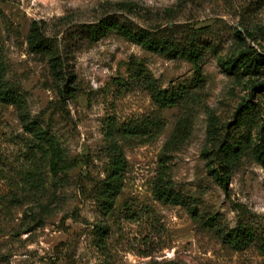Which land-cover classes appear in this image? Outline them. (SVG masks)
I'll use <instances>...</instances> for the list:
<instances>
[{"label":"rangeland","instance_id":"rangeland-1","mask_svg":"<svg viewBox=\"0 0 264 264\" xmlns=\"http://www.w3.org/2000/svg\"><path fill=\"white\" fill-rule=\"evenodd\" d=\"M129 1L146 6L153 24L197 29L205 82L191 105L161 109L136 72L146 68L168 89L193 79L191 62L115 33L86 38L82 24L122 13ZM34 20L61 42L75 73L71 97L60 93L48 59L28 45ZM263 84L264 0H0V90L24 98L33 127L54 136L68 165L54 175L46 144L24 127L16 105L0 98V264H264L260 244L238 250L222 241L242 224L264 242V158L254 152L264 136V91L256 90ZM154 114L164 120L162 134L124 145L125 185L113 211L102 215L96 190L109 162L108 124ZM182 117L186 140L166 147ZM226 140L243 144L229 163L228 189L210 171L224 164ZM34 157L46 184L36 196L12 201L13 181L33 169ZM164 168L188 204L156 197ZM100 223L110 228L105 247Z\"/></svg>","mask_w":264,"mask_h":264},{"label":"trees","instance_id":"trees-1","mask_svg":"<svg viewBox=\"0 0 264 264\" xmlns=\"http://www.w3.org/2000/svg\"><path fill=\"white\" fill-rule=\"evenodd\" d=\"M119 10L124 12L110 13L95 22L82 24L81 27L85 31L86 38L90 42H96L115 33L166 58L180 57L191 62L195 65L193 79L189 83L168 89L162 88L158 80L151 76L146 68L137 66L136 72L137 76L140 77L139 80L143 81L144 88L149 91L153 101L161 109L194 103L205 82L200 67L205 56V47L200 40L197 29L190 28L187 33H183L178 29L183 26L186 27V25H174L172 22H168L170 24L166 26L162 23L153 24L149 20L153 18H149L146 14L148 8L135 1L124 2ZM171 11L172 9L167 10L170 13ZM139 19H142V22ZM27 38L30 49L48 59L53 76L61 81L60 93L62 96L71 97L74 94L73 91L76 90L73 86L76 81L75 73L68 70L67 55H64L62 51L60 40L47 35L37 20L32 22ZM257 89L264 91V84ZM0 98L6 103L15 104L24 127L29 131H35L40 142L46 144V152L50 155L48 160L50 171L57 175L66 170L68 165L64 163L58 141L48 130L33 127L26 112L24 98L19 93L3 87L0 90ZM164 128V120L160 115L155 114L132 118L122 123L110 121L105 134L106 151L109 158L108 167L104 180L96 190V201L102 215L108 216L113 211L117 198L125 185L128 160L124 145L152 142L162 134ZM187 136L186 118L182 117L166 142V147L175 149L186 140ZM262 139V144L254 150L260 159L264 158V136ZM220 149L224 155V164L219 169H211L210 171L220 185L224 189H228L230 182L229 163L240 155L243 144L241 141L229 143L226 140L221 144ZM32 164H34L33 169L27 170L21 176V180H17V177L14 179L12 189L15 191L11 197L12 201L19 202L21 196H36L39 190L45 186L46 179L41 169V163L34 157ZM154 192L156 197L165 203L186 205L189 201L186 196L175 191L166 168L162 169L158 176ZM96 227L98 242L103 245L102 247H105V237L110 229L109 224L100 223ZM222 241L238 250L254 244H260L261 248L264 249V242H258L260 240L256 233L242 224L222 234Z\"/></svg>","mask_w":264,"mask_h":264}]
</instances>
